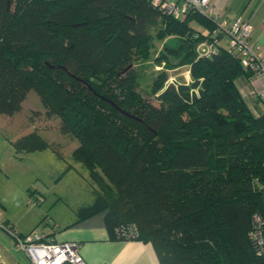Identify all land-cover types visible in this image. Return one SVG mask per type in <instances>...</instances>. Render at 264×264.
<instances>
[{"label":"trees","instance_id":"1","mask_svg":"<svg viewBox=\"0 0 264 264\" xmlns=\"http://www.w3.org/2000/svg\"><path fill=\"white\" fill-rule=\"evenodd\" d=\"M213 29L150 0H0V114L37 91L93 184L73 224L102 214L111 240L148 242L159 264H264V111L239 89L255 76L240 52L199 50ZM149 56L189 80L161 70L144 97L134 63ZM12 145L48 146L34 132Z\"/></svg>","mask_w":264,"mask_h":264},{"label":"rangeland","instance_id":"2","mask_svg":"<svg viewBox=\"0 0 264 264\" xmlns=\"http://www.w3.org/2000/svg\"><path fill=\"white\" fill-rule=\"evenodd\" d=\"M164 41L155 40L151 56L164 46ZM151 56L134 63L137 88L144 97H148L150 84L161 70L167 72L168 82L189 80L187 67L167 69L163 63H154ZM45 115L42 97L34 90L29 91L21 109L12 116L0 114V138L3 141L9 139V145L6 144L13 155H8L10 161L6 166V177L0 181L4 206L0 207L1 220L8 219L13 223V219H20L33 231L41 233L54 226L62 230L76 218V210L89 203L93 196V184L86 168L71 157L72 150L78 145L77 139L61 133L55 127L57 119ZM32 132L48 146L27 154L16 153L12 142ZM101 215L97 214L98 217ZM20 252L23 264H30L27 255Z\"/></svg>","mask_w":264,"mask_h":264},{"label":"crops","instance_id":"3","mask_svg":"<svg viewBox=\"0 0 264 264\" xmlns=\"http://www.w3.org/2000/svg\"><path fill=\"white\" fill-rule=\"evenodd\" d=\"M216 11L229 19L240 17L251 25L250 44L260 48L258 52L264 56V0H211ZM240 91L247 96L254 112L264 111V98H259L258 92L264 90V79L240 81ZM9 139L0 138V181L6 177V166L9 164ZM8 143V145L6 144ZM1 198V195H0ZM0 207L2 198L0 199ZM0 217V264H23L15 249L13 238L1 227L12 225L21 234L34 230L20 219L1 220ZM75 219L59 230L57 228L44 230L42 233L55 241H69L79 244V254L87 264H159L153 247L148 242L137 240H111L104 227L103 215L86 218L75 224ZM15 249V250H14ZM24 255V254H23ZM26 256V255H24ZM31 264V263H30Z\"/></svg>","mask_w":264,"mask_h":264},{"label":"built area","instance_id":"4","mask_svg":"<svg viewBox=\"0 0 264 264\" xmlns=\"http://www.w3.org/2000/svg\"><path fill=\"white\" fill-rule=\"evenodd\" d=\"M165 14L174 18L197 13L209 19L214 24L213 40L199 44L201 53L214 51L217 38H225L229 50L238 51L241 55V64L244 69L254 72L255 79H264V56L258 50L259 46L250 44L251 25L248 21L236 17L229 19L222 17L215 9L211 0H150ZM258 96L264 98V90ZM258 236L260 247L264 248V227L259 226ZM3 229L13 238L16 249L23 251L31 264H87L79 254V244L69 241H55L41 232L30 231L21 234L12 225L3 226Z\"/></svg>","mask_w":264,"mask_h":264},{"label":"water","instance_id":"5","mask_svg":"<svg viewBox=\"0 0 264 264\" xmlns=\"http://www.w3.org/2000/svg\"><path fill=\"white\" fill-rule=\"evenodd\" d=\"M176 39L174 38H169L166 42H165V46L164 49H167L168 47H173L174 44L176 43Z\"/></svg>","mask_w":264,"mask_h":264},{"label":"flooded vegetation","instance_id":"6","mask_svg":"<svg viewBox=\"0 0 264 264\" xmlns=\"http://www.w3.org/2000/svg\"><path fill=\"white\" fill-rule=\"evenodd\" d=\"M3 228V226H1Z\"/></svg>","mask_w":264,"mask_h":264}]
</instances>
